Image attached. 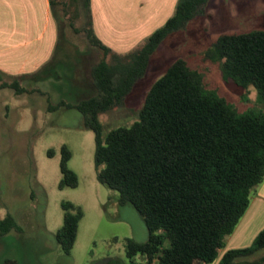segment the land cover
Here are the masks:
<instances>
[{"label":"trees","instance_id":"16d2710c","mask_svg":"<svg viewBox=\"0 0 264 264\" xmlns=\"http://www.w3.org/2000/svg\"><path fill=\"white\" fill-rule=\"evenodd\" d=\"M208 1L178 0L162 27L119 55L96 38L90 0H50L57 29L58 8L64 14L73 9L69 26L109 57L90 67L95 96L75 105L60 101L48 110L76 109L82 114L84 128L94 133L97 181L115 190L119 203L131 205L142 218L148 238L144 243L126 240V264L213 263L264 180V111L238 112L205 90L182 60L152 85L132 125L105 134L98 120L119 106L144 76L161 42L201 15ZM78 17L81 26L74 28L72 20ZM213 56L221 62L225 80L241 88L253 86L264 104V31L222 35ZM29 76L13 77L0 88L21 93L19 83ZM69 159L70 152L62 147L59 189L77 186L76 175L67 168ZM62 209L63 225L56 240L67 254L82 213L70 203H63ZM12 229L19 227L10 216L0 219L1 235ZM263 248L264 229L250 247L227 251L218 264H264V256L250 261Z\"/></svg>","mask_w":264,"mask_h":264},{"label":"rangeland","instance_id":"374dc122","mask_svg":"<svg viewBox=\"0 0 264 264\" xmlns=\"http://www.w3.org/2000/svg\"><path fill=\"white\" fill-rule=\"evenodd\" d=\"M57 15L58 43L50 63L19 83L21 93L0 88V219L10 216L19 227L0 234V264H126V240L144 243L148 238L142 218L131 205L119 203L115 190L97 181L94 133L84 128L82 114L48 110L60 101L75 105L95 96L90 67L109 57L69 26L73 9L64 14L60 6ZM72 22L79 28L82 19ZM257 30L264 31V0H209L201 15L161 42L122 103L99 115L104 133L137 121L152 85L179 60L205 90L238 112L264 111L254 87L225 80L222 64L213 56L222 35ZM62 147L70 152L67 168L77 177L75 188L59 189ZM63 203L82 213L67 254L56 240ZM263 256L264 248L250 261Z\"/></svg>","mask_w":264,"mask_h":264},{"label":"crops","instance_id":"0c3cea01","mask_svg":"<svg viewBox=\"0 0 264 264\" xmlns=\"http://www.w3.org/2000/svg\"><path fill=\"white\" fill-rule=\"evenodd\" d=\"M177 1L90 0L93 32L113 53L127 54L166 23ZM57 43L50 0H0V83L39 72L50 63ZM263 229L264 180L211 264L227 251L250 247Z\"/></svg>","mask_w":264,"mask_h":264}]
</instances>
